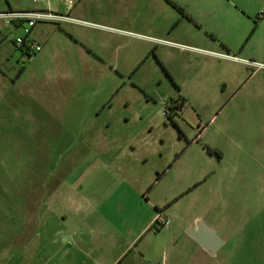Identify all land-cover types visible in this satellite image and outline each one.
I'll list each match as a JSON object with an SVG mask.
<instances>
[{"label": "rangeland", "instance_id": "obj_1", "mask_svg": "<svg viewBox=\"0 0 264 264\" xmlns=\"http://www.w3.org/2000/svg\"><path fill=\"white\" fill-rule=\"evenodd\" d=\"M37 8L69 20L32 29L31 61L24 29L0 18V226L31 190L57 195L39 198L23 254L48 259L54 222L72 247L140 223L153 190L175 223L203 220L225 241L198 258L158 248L168 264H264V0H0V14ZM119 196L134 215L114 213Z\"/></svg>", "mask_w": 264, "mask_h": 264}, {"label": "crops", "instance_id": "obj_2", "mask_svg": "<svg viewBox=\"0 0 264 264\" xmlns=\"http://www.w3.org/2000/svg\"><path fill=\"white\" fill-rule=\"evenodd\" d=\"M149 157H152V154L139 157L138 162H149ZM152 162L157 161L153 160ZM154 165L153 170L157 175L156 182L159 183L163 179L164 173L163 171L160 172V163ZM133 186L136 188V185ZM125 191H128V188L120 189L119 195H122ZM153 194L154 191L152 190L147 194L146 201L141 199V203L146 206L148 212H146L140 223L128 221L127 219V222L120 224L124 228L120 226L116 228L114 223L103 224L101 230H97L96 237L88 239V247L84 245V240L82 243L80 234L77 236V245L73 247L69 245L66 241L70 239L72 230L68 229L67 232L61 233L59 227L62 224L54 222L52 225L58 224L57 230L48 235V245L45 249L47 250L48 259H38L37 261L35 259L36 254L25 256L23 252L36 244V237L40 238L42 230L40 222L43 219L40 208L41 203L52 204L57 195L56 193L40 195L38 189L31 190L30 193L22 196L27 198L28 201L23 202L20 198L18 201L11 202L10 210L12 213L15 212L16 220L12 223H3V226H0L5 231L2 237L4 239H1L2 242L0 241V244L2 243L0 247V264H168L169 260L164 258V254L156 253L158 248L170 249V252H174L173 256L180 255V257L181 254L188 253L198 258L204 252L207 253L185 232L188 227H195L199 219H196L195 224L175 223V216L170 212V209H163L167 200L157 197L152 198ZM178 195L174 196L173 199L177 201V198L180 197ZM16 197H19L18 194ZM39 198H41V203ZM120 198L121 196H119ZM69 199H71L70 196ZM119 199L116 202L119 211L116 212L114 209V213L120 216L127 213L129 217L134 215V209L132 208L135 207V203H131L130 198L127 197L124 200ZM50 207L51 205L47 207L49 211ZM159 214L171 221L169 227L155 228L154 222ZM51 226H48L47 230H50ZM123 229L126 232L122 233L123 238H121L118 230ZM161 232H164V236L169 237V240L162 241L158 239L162 235ZM179 258H176L177 261Z\"/></svg>", "mask_w": 264, "mask_h": 264}, {"label": "built area", "instance_id": "obj_3", "mask_svg": "<svg viewBox=\"0 0 264 264\" xmlns=\"http://www.w3.org/2000/svg\"><path fill=\"white\" fill-rule=\"evenodd\" d=\"M38 1V0H34ZM0 18L6 20L8 25L22 27L25 31V37L18 38L15 44L21 49L26 61H31L38 53L43 50V43L33 36L32 29L41 22H64L69 20L68 16L59 15L51 12L49 9H37L36 11H19L0 14ZM171 221L159 214L155 219L154 225L158 229L169 227Z\"/></svg>", "mask_w": 264, "mask_h": 264}, {"label": "water", "instance_id": "obj_4", "mask_svg": "<svg viewBox=\"0 0 264 264\" xmlns=\"http://www.w3.org/2000/svg\"><path fill=\"white\" fill-rule=\"evenodd\" d=\"M186 233L210 255H215L224 245V239L203 220L190 227Z\"/></svg>", "mask_w": 264, "mask_h": 264}, {"label": "trees", "instance_id": "obj_5", "mask_svg": "<svg viewBox=\"0 0 264 264\" xmlns=\"http://www.w3.org/2000/svg\"><path fill=\"white\" fill-rule=\"evenodd\" d=\"M155 226V225H154ZM156 228V227H155Z\"/></svg>", "mask_w": 264, "mask_h": 264}]
</instances>
